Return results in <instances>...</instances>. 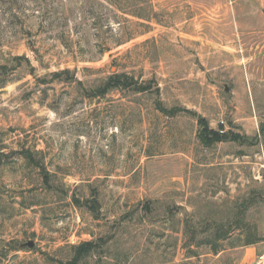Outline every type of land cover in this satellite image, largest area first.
Returning a JSON list of instances; mask_svg holds the SVG:
<instances>
[{"label": "rangeland", "instance_id": "obj_1", "mask_svg": "<svg viewBox=\"0 0 264 264\" xmlns=\"http://www.w3.org/2000/svg\"><path fill=\"white\" fill-rule=\"evenodd\" d=\"M115 1L0 0V264L264 252V0H149L147 25ZM114 72L147 90L86 96ZM199 117L248 138L208 145Z\"/></svg>", "mask_w": 264, "mask_h": 264}, {"label": "trees", "instance_id": "obj_2", "mask_svg": "<svg viewBox=\"0 0 264 264\" xmlns=\"http://www.w3.org/2000/svg\"><path fill=\"white\" fill-rule=\"evenodd\" d=\"M114 4L117 5L123 13L145 21L146 24L145 22H141V24L143 25H147V23L150 22L154 17V11L149 3V0H116ZM117 89H132L136 92H140L147 90V87L142 85L137 87V83L134 78L129 76L125 72H114L107 76L101 85L96 87L93 91L87 93L86 96H88L89 98L104 96L109 91ZM159 109L161 108L159 107ZM197 121L200 126L201 137L203 138V141L208 145L226 141L243 143L248 138L245 134L235 132L232 129H225L222 124H219V127L217 129L210 128L203 117H199ZM23 154L27 163L32 164L35 168H39L43 183L50 188V176L48 171L45 169L42 160H36L30 153V150H24ZM73 203L78 204L77 199L73 198ZM87 207L88 210L92 213H95L97 211V207L93 203H87ZM225 238V235H221L218 239ZM254 242L255 240L247 239L245 244ZM71 248L73 250V260L78 261L89 253L95 251L96 248H98V245H96V242H94L93 240H87L80 242L79 244L72 245ZM220 248L221 247L215 245V247H213V250L217 251Z\"/></svg>", "mask_w": 264, "mask_h": 264}, {"label": "crops", "instance_id": "obj_3", "mask_svg": "<svg viewBox=\"0 0 264 264\" xmlns=\"http://www.w3.org/2000/svg\"><path fill=\"white\" fill-rule=\"evenodd\" d=\"M254 243L245 244V246H247L245 248L248 250H246V252L243 254L242 259H241V264H253L257 256L264 255V252H257V251H260L261 246L258 244L255 246ZM262 264H264V261Z\"/></svg>", "mask_w": 264, "mask_h": 264}, {"label": "built area", "instance_id": "obj_4", "mask_svg": "<svg viewBox=\"0 0 264 264\" xmlns=\"http://www.w3.org/2000/svg\"><path fill=\"white\" fill-rule=\"evenodd\" d=\"M264 261V255L257 256L256 260L253 262V264H262Z\"/></svg>", "mask_w": 264, "mask_h": 264}, {"label": "water", "instance_id": "obj_5", "mask_svg": "<svg viewBox=\"0 0 264 264\" xmlns=\"http://www.w3.org/2000/svg\"><path fill=\"white\" fill-rule=\"evenodd\" d=\"M27 245H28V246H32V242H28Z\"/></svg>", "mask_w": 264, "mask_h": 264}]
</instances>
